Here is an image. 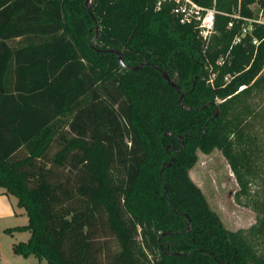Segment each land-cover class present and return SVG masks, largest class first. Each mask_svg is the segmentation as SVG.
<instances>
[{"label": "trees", "instance_id": "16d2710c", "mask_svg": "<svg viewBox=\"0 0 264 264\" xmlns=\"http://www.w3.org/2000/svg\"><path fill=\"white\" fill-rule=\"evenodd\" d=\"M196 1L216 9L208 43L172 1L0 0V188L30 232L16 254L264 264V0ZM215 149L256 204L247 229L227 228L190 175Z\"/></svg>", "mask_w": 264, "mask_h": 264}, {"label": "rangeland", "instance_id": "374dc122", "mask_svg": "<svg viewBox=\"0 0 264 264\" xmlns=\"http://www.w3.org/2000/svg\"><path fill=\"white\" fill-rule=\"evenodd\" d=\"M252 7L260 14L258 5L254 4ZM262 120L264 122V118ZM197 156L196 163L190 169V175L204 192L210 206L219 214L223 224L234 231L247 229L255 224L259 215L256 204L251 201L247 203L246 198L237 199L236 194L240 187L222 151L215 149L206 154L198 150ZM108 241L114 250V239L110 238ZM40 264L48 263L43 259Z\"/></svg>", "mask_w": 264, "mask_h": 264}, {"label": "crops", "instance_id": "0c3cea01", "mask_svg": "<svg viewBox=\"0 0 264 264\" xmlns=\"http://www.w3.org/2000/svg\"><path fill=\"white\" fill-rule=\"evenodd\" d=\"M28 223V216L14 195L0 188V264H38L33 256L24 257L13 251V244L27 241L29 231L16 229Z\"/></svg>", "mask_w": 264, "mask_h": 264}, {"label": "built area", "instance_id": "2783aa9c", "mask_svg": "<svg viewBox=\"0 0 264 264\" xmlns=\"http://www.w3.org/2000/svg\"><path fill=\"white\" fill-rule=\"evenodd\" d=\"M172 1L174 3L173 13L179 18L183 24L198 23V28L201 36L207 43L209 42L215 25V7L207 8L200 5L196 0H158L157 7L160 8L163 3ZM216 0H214L215 2ZM258 23H264V13L260 12L258 17L255 19ZM250 22V19L248 20ZM250 31L249 25H244L242 34H246ZM241 36H237L234 42H239ZM255 44H258L257 39L254 40ZM216 78V72L210 73L209 81L212 83ZM228 79V77H226Z\"/></svg>", "mask_w": 264, "mask_h": 264}, {"label": "water", "instance_id": "95a60500", "mask_svg": "<svg viewBox=\"0 0 264 264\" xmlns=\"http://www.w3.org/2000/svg\"><path fill=\"white\" fill-rule=\"evenodd\" d=\"M86 4H87V6L89 7V0H87ZM117 54H118V59H119V61H120L121 63H123V58H122V55H121L120 51H117ZM164 75H165V77L168 78V80L170 81V83H171L173 86H176V83L173 82V81L170 79V77H169L166 73H164ZM178 90L180 91V88H179V87H178ZM180 101H181V103H182V100H181V99H180Z\"/></svg>", "mask_w": 264, "mask_h": 264}]
</instances>
